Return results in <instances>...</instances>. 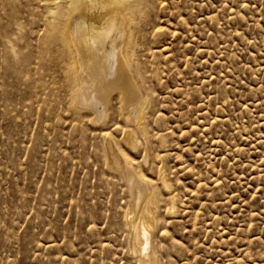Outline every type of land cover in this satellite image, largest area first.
<instances>
[{
  "label": "rangeland",
  "instance_id": "obj_1",
  "mask_svg": "<svg viewBox=\"0 0 264 264\" xmlns=\"http://www.w3.org/2000/svg\"><path fill=\"white\" fill-rule=\"evenodd\" d=\"M66 1L0 0V264H264V0H136L128 102L78 101Z\"/></svg>",
  "mask_w": 264,
  "mask_h": 264
},
{
  "label": "bare ground",
  "instance_id": "obj_2",
  "mask_svg": "<svg viewBox=\"0 0 264 264\" xmlns=\"http://www.w3.org/2000/svg\"><path fill=\"white\" fill-rule=\"evenodd\" d=\"M68 1H66V7H65V4L63 6V7H65V9L68 6V3H67ZM135 1L136 0H70V2L72 3V5H74V8L76 9V11L74 10L75 11V14H73V16L70 17L69 22L66 21V23H67L66 25L67 26H65V24H64V26L66 27V28H64L65 29L64 36L63 37H62V35H59V36H61L64 39V42L66 44V47L65 48L67 49L66 52H68V54L70 56V66H71V70H72V72L70 71L71 74H72L71 75L72 78L70 80L75 82L74 86L76 87V90L74 89L75 90L74 93L77 94V97L79 98L78 101L85 102V101H87L89 99L90 102H92L94 100V97H95V96H93L94 94L95 95H100V96H105L107 94V96H108V93L110 91H112L113 89H118L119 92H121L119 95L122 96V101H125V102L127 101L128 102V101H130L134 97L135 90L133 89V87L131 85V82H130V79H129V75H128L129 70H127L129 68L128 67V64H129L128 56H131L132 55L131 57L133 58V54L132 53H134V52H132L131 55L130 54L128 55L127 49L129 47L128 45L130 44L129 40H130V37H131L130 22L133 20V18H132L133 14L131 13V11H133L134 9L137 10L138 7L140 6V5H137L138 3L137 4H134ZM140 4H141V2H140ZM56 5H55V8H56ZM58 9L60 10V7ZM61 10H60V13H61ZM67 11H69V10H67ZM67 11H66V13H68ZM129 13H131V15H132L131 16L132 20H129V17H128ZM56 15H57V13H56ZM58 15H59V13H58ZM62 16L65 17L64 14ZM53 17H55V16L53 15ZM56 17H58V16H56ZM55 18H54V20H55ZM60 19L61 18H59V20ZM63 20H62V22H63ZM131 23H133V21ZM56 25H57V23H56ZM60 25H57V26H60ZM134 28L135 27H133V30H134ZM135 30L137 32H139V30L137 28ZM59 31H57V32H59ZM141 31L143 32L142 29H141ZM141 31H140V34H141ZM136 33H135V35H137ZM55 38H57V37H55ZM132 40H133V38H132ZM134 40H135V37H134ZM59 42H58V44H60ZM64 42H62V43L64 44ZM133 43H135V42H133ZM56 44H57V42H56ZM58 46H60V45H58ZM62 47H64V46L62 45ZM62 55H63V53H62ZM64 56H66V55H64ZM64 64H65V62H64ZM136 66H137V64H136ZM63 67L65 68V66H63ZM134 72L136 73L137 71H134ZM132 73H133V70H132ZM140 73L141 72L139 71L138 74H140ZM68 75H70V74H68ZM134 75H136V74H134ZM136 81H137V84H138V80H136ZM74 82H72L71 84H73ZM68 86H69V84H68ZM74 86L72 85V87H74ZM69 88L71 89V86H69ZM143 90H144V88H143ZM67 92L69 93V91H67ZM146 93H147V91H146ZM117 94L118 93H116V95ZM147 95H144V96H147ZM73 96H74V94H73ZM118 97H120V96H118ZM148 97H150V96H148ZM95 99H97V98H95ZM98 99H99V97H98ZM120 100H121V98H120ZM98 101H100V100H98ZM149 102H150V100H149ZM71 104H73V103L70 102L69 106ZM122 104H123V102H122ZM145 104H146L145 101L144 100H141L138 105L136 104L137 105L136 107L133 106L134 109H135V111L138 112V113H136V114L134 113V114L136 116H138L137 114H140V117H138L139 119L137 118V120L135 121L136 123L133 121L136 124V125H133V126H136V128H137V126L139 127V125L142 123V121H141V116H142L141 113L142 112L141 111H142V107L143 108L145 107L144 106ZM124 105H126V104H124ZM77 106H78V104H77ZM71 107H73V106H71ZM125 107H127V106H125ZM84 108H86V106ZM74 109L75 108H73V110ZM76 109H77V107H76ZM145 109L148 110L146 107H145ZM108 110H109V108H108ZM130 110L131 109H129V111ZM77 111H79V110H77ZM107 112H109V111H107ZM120 112H124V110H122ZM78 114H79V112H78ZM110 115H112V113H110ZM108 116H109V114H108ZM124 118H125V116H124ZM148 119H149V117H148ZM148 119L147 118H144L145 122ZM122 120H123V117H122ZM125 120H128V119L126 118ZM87 122H91V121H87ZM105 124H107V123H105V122L102 123V125H105ZM130 125H131V123H130ZM115 126H118V125H115ZM142 126H144V125H142ZM125 127H128V125H126ZM146 127L147 126H145V128ZM136 128L134 127V129H136ZM126 129H125V132L129 128L127 130ZM147 129H146V131H147ZM129 130H132L133 131L132 128L129 129ZM111 131H113V130H111ZM140 131L141 130H139V132ZM142 131L144 132V130H142ZM105 132H107V131H105ZM105 132L103 131L104 134H105ZM129 132L130 133H126L127 134V137H130L131 136L130 134L132 132L131 131H129ZM143 132H141V133H143ZM144 134H145V132H144ZM133 136H134V134H133ZM135 136H136V133H135ZM135 136H134V138H135ZM121 137H122V135H121ZM101 139H103V138H101ZM111 140H112V138H111ZM115 142H116V140H115ZM102 143H103V141H102ZM125 143H126V147H127V145L132 146V140L131 139L125 140ZM105 147H106L107 152H109V156L111 158L110 160H111V165L113 167V170H115V171L116 170L118 171L120 169L121 170H125V169H131L132 170V168H131L132 164H131V166L129 164L130 161L127 162V160L125 158H123V156L121 157V155L116 151V149L114 148L113 143L109 139H107V142H106V146ZM115 147L117 148L116 145H115ZM118 150H120L119 145H118ZM122 153H123V151H122ZM133 169H134V166H133ZM135 175H136V178H137L138 182L140 184H142L144 187H146L147 182L143 178H141L143 175L142 176H139L136 172H135ZM157 177H158V175H157ZM162 180H163V178H162ZM159 181H161V180H159ZM164 184H165V182H164ZM148 185H153V184H148ZM162 186H163V188H165L164 185H162ZM147 187H149V186H147ZM152 187H154V186H152ZM150 188L149 189L147 188L148 191H147V194L144 197V203H143V206H142V209H141L142 215H144L146 217V219H145L146 221L145 222H146L147 233L146 232H143V230H142V228H141V226L139 225L138 222H135V223L132 224V227L130 229V253L132 255H136V252L138 250H140V248H139V244H141L140 241L143 238V236L145 235V233L146 234H150V230L152 229V225L154 223V217L157 216V215H155L156 214L155 213L156 212L155 211V209H156L155 207L156 206H154V203L157 202L156 204H158L159 200L154 202V200H155L154 197H156L157 195L155 196L151 192V189ZM152 190H154V189H152ZM154 193H156V192H154ZM156 198L158 199V197H156ZM173 199L174 198L172 197V200ZM174 203H172V204L174 205ZM168 205L170 206V204H168ZM158 207H159V204H158ZM128 214H129L128 212L126 213V215L123 214L124 216H126V218L125 217H123V218L128 219ZM127 222H128V220H127ZM155 222H157V224L154 223L155 224L154 226L157 225V227H159V225H158V219ZM124 225H125V223H124ZM129 225H130V223H129ZM155 229H157V228H155ZM156 232H157V230H156ZM149 247L150 246H148V245L146 246L145 245V246H143V249L144 250H149ZM152 251H154V250H152ZM153 254L155 255V253H153ZM154 255H153V257H154ZM134 259H136V258H133V260ZM154 262H157V261H154ZM139 264H147V263L144 262V261H139Z\"/></svg>",
  "mask_w": 264,
  "mask_h": 264
}]
</instances>
